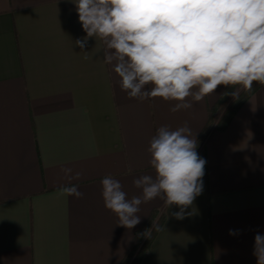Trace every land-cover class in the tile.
<instances>
[{"label":"crops","instance_id":"1","mask_svg":"<svg viewBox=\"0 0 264 264\" xmlns=\"http://www.w3.org/2000/svg\"><path fill=\"white\" fill-rule=\"evenodd\" d=\"M86 36L74 0H0V264H120L153 212L164 217L140 264H256L264 235V86L217 127L235 99L229 86L169 111L175 101L129 98L102 44ZM146 87H151L148 85ZM191 101V98H188ZM214 113V114H213ZM206 160L202 194L183 219L159 198L140 206L141 222L118 225L101 180L117 179L131 198L133 180L155 175L147 149L161 126L187 122ZM83 175L69 182L62 168ZM78 185L82 198L58 189ZM229 230L236 234L229 235Z\"/></svg>","mask_w":264,"mask_h":264},{"label":"clouds","instance_id":"2","mask_svg":"<svg viewBox=\"0 0 264 264\" xmlns=\"http://www.w3.org/2000/svg\"><path fill=\"white\" fill-rule=\"evenodd\" d=\"M86 36L74 43L82 51L89 38L102 44L103 63L112 66L129 98L175 101L170 112L187 110L194 102L224 93L238 98L253 83L264 86V0H74ZM84 59L88 60V51ZM151 85V87H146ZM238 86V87H237ZM191 98V101L188 98ZM198 140L185 122L175 130L161 126L147 151L155 175L133 180L139 195L131 198L111 175L101 180L104 206L118 225L132 229L141 220L140 206L154 199L183 219L203 191L206 160L198 155ZM65 178L79 180L83 173L62 168ZM78 185L61 186V196L82 198ZM165 230L158 220L139 235ZM229 230V235H234ZM256 264H264V235L254 237Z\"/></svg>","mask_w":264,"mask_h":264},{"label":"trees","instance_id":"3","mask_svg":"<svg viewBox=\"0 0 264 264\" xmlns=\"http://www.w3.org/2000/svg\"><path fill=\"white\" fill-rule=\"evenodd\" d=\"M261 85L258 82L253 83V89L251 92L248 91H242L238 98H235L233 102L231 103L230 107L225 112L222 119L219 121L217 127L219 129H224L227 124L230 122L234 114L237 112V110L240 108V106L246 101V99L254 93ZM238 87V86H237ZM234 91L232 86H229L227 90L225 91L230 93ZM231 95H224L222 96L219 105L224 103ZM214 114V113H213ZM213 114H211L207 124L203 128L199 138H198V144L203 142V140L206 138L207 134L209 133L212 125H213ZM157 212H153L152 215L149 217L145 225L137 232L136 237L134 239V242L130 249L125 254L122 262L120 264H140L142 261L144 255L149 250L151 243L153 239L155 238L156 234L158 232L153 231L152 233V239L145 238L142 235H139L140 233H143L145 229H149L152 226V220L156 219ZM164 217L158 218V222L162 225Z\"/></svg>","mask_w":264,"mask_h":264}]
</instances>
